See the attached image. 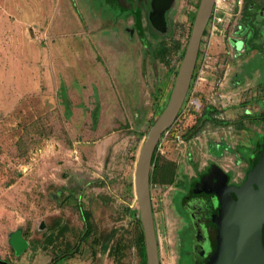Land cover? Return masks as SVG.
Wrapping results in <instances>:
<instances>
[{
  "label": "rangeland",
  "instance_id": "obj_1",
  "mask_svg": "<svg viewBox=\"0 0 264 264\" xmlns=\"http://www.w3.org/2000/svg\"><path fill=\"white\" fill-rule=\"evenodd\" d=\"M136 1L0 0L2 260L141 264L133 243L136 154L168 101L199 0H173L157 16L151 0L140 13ZM240 15L233 48L206 32L188 94L154 154L178 159L183 189L213 167L232 186L243 184L264 137V41L255 35L244 44ZM205 108L213 122H199ZM175 134L187 143L181 152ZM155 184L161 264H197L202 231L184 211L181 188ZM16 230L28 241L18 256L10 244Z\"/></svg>",
  "mask_w": 264,
  "mask_h": 264
},
{
  "label": "water",
  "instance_id": "obj_2",
  "mask_svg": "<svg viewBox=\"0 0 264 264\" xmlns=\"http://www.w3.org/2000/svg\"><path fill=\"white\" fill-rule=\"evenodd\" d=\"M213 2L199 0L168 101L136 154L133 190L143 231L146 264H161L150 187L156 145L162 132L174 123L189 91L201 37L210 18ZM213 168L220 173L216 175L211 169L213 174L209 180L218 200L217 213L213 216L217 242L206 264H264V142L255 164L248 172L247 180L240 187L227 186L226 175L220 168ZM10 235V244L18 255L26 249L27 241L21 236L20 230Z\"/></svg>",
  "mask_w": 264,
  "mask_h": 264
},
{
  "label": "flooded vegetation",
  "instance_id": "obj_3",
  "mask_svg": "<svg viewBox=\"0 0 264 264\" xmlns=\"http://www.w3.org/2000/svg\"><path fill=\"white\" fill-rule=\"evenodd\" d=\"M261 1L260 6L253 7V9L249 12V18L245 25H242L238 31L240 35H245V42L244 44L248 47V44L250 40L254 39L255 35L257 34V31L259 32L260 37L264 41V0H258ZM125 2V0H124ZM136 8L137 12L140 13L141 9L143 8L144 0H137L136 1ZM157 3L160 5L166 3L168 6H171L173 4V0H171V3L169 4V0H158ZM150 5L152 4L149 3ZM152 6V5H151ZM167 6V9L169 8ZM156 11L154 14L157 16V14H160L162 12V8H155ZM166 10V8H164ZM150 19V15L148 16ZM151 24L157 23L159 24V21H156V17L153 16V21L150 19ZM259 28V30H257ZM191 30V29H190ZM207 32V26L202 34L200 45L203 43L204 36ZM190 34V33H189ZM254 36V37H253ZM200 48V47H199ZM199 52V51H198ZM207 173L202 175L201 179L197 183H193L192 187H187L185 189L181 188V184H176L178 187L181 188V197L183 199L181 200L182 206L184 208L185 213L188 214L191 221H193V225L195 226V230L198 233L197 235H200L199 226L201 228V236H202V242L199 244L200 249L198 252V261L197 264H206L208 257L211 255V253L216 248V235H217V229L216 226L212 223V214L213 208L215 206H218V200L216 194L211 190L210 187V181L207 179ZM213 173L215 170L212 171ZM212 173V174H213ZM214 174H220L218 171H216ZM228 177V175H227ZM227 186L233 185L231 181L229 180L226 182ZM239 186V185H235ZM188 189V190H187ZM233 196V195H232ZM234 197V196H233ZM0 260H2L0 258ZM3 261V260H2Z\"/></svg>",
  "mask_w": 264,
  "mask_h": 264
},
{
  "label": "trees",
  "instance_id": "obj_4",
  "mask_svg": "<svg viewBox=\"0 0 264 264\" xmlns=\"http://www.w3.org/2000/svg\"><path fill=\"white\" fill-rule=\"evenodd\" d=\"M257 1L258 0H244L243 18H242L243 25H245L247 23V21H248V18H249V12L248 11H251L253 9V7L260 6V3L258 4ZM251 2H253V3L251 5V7H250L249 4ZM257 34L259 35L258 31H257ZM160 53H161V50H160ZM210 111L211 110L205 108L204 111H203V115L201 116V118H203V119H199V122L202 121V120L203 121L204 120H207V121L209 120V121L213 122V118L210 116V113H211ZM197 129H199V125L198 124L193 125L190 129H188L186 137H188L190 134H192ZM263 142H264V137H261V138H259L257 140L255 148L253 150V154L250 157L248 171H250L252 169L253 165L255 164V162H256V160L258 158L259 152L261 151ZM153 159H154V162H153V167H152L151 176H150V183H158V184H162V185H170V184H173V183H176V184H181L182 183L181 181L179 182V181L175 180V177H176V174H177V165H176V163L174 161H172L170 159H165L163 157H158V156H155V158L153 157ZM212 169L214 170L215 168H212ZM211 176H212V173L209 172V174L207 176V179L210 180ZM227 181H228V177L226 176L225 182H227ZM226 185H227V183H226ZM241 185H239V186H232L231 185L230 187H240ZM133 191H132V183H130L129 184V194L132 195V196H133ZM232 195L234 196V198L236 197L233 192H232ZM217 208H218V206H215L213 208V213L214 214L217 213ZM214 214H212V223H213ZM136 223H137V227H136V230H135V233H134L133 243H134V245L137 248V252H138V255L140 257L141 264H146L144 237H143V231H142V228H141V222H140V219H139L137 208H136ZM213 225L216 226L214 223H213ZM262 232H263V244H264V225L262 227ZM20 233H21V236L24 238V236H23L21 231H20ZM111 236H112V234L107 235L104 238V240L102 241L101 248L103 250H105L109 246V240H110ZM27 246H28V241H27ZM12 249H13V247H12ZM13 252L16 255L14 249H13ZM20 254H18V255H20ZM18 255H16V256H18ZM3 261L6 264H11L9 261H5V260H3Z\"/></svg>",
  "mask_w": 264,
  "mask_h": 264
},
{
  "label": "built area",
  "instance_id": "obj_5",
  "mask_svg": "<svg viewBox=\"0 0 264 264\" xmlns=\"http://www.w3.org/2000/svg\"><path fill=\"white\" fill-rule=\"evenodd\" d=\"M242 5L243 0H214L211 15L207 23V31L209 33V38L216 39L217 37H219L221 44L222 37L220 35L222 34V32L229 30L228 32L231 33L232 28L237 27ZM217 94V91H211L210 98H213V96H217ZM219 96H222V94H219ZM171 126L162 132L159 141L156 145L155 151L157 149H160L162 145H164V143L166 144ZM172 141L175 143V148H177L180 152L185 149L187 144L185 139L180 134H175ZM173 161L175 163L179 162L178 159H173ZM151 185H153V183H151ZM154 185L156 184L154 183Z\"/></svg>",
  "mask_w": 264,
  "mask_h": 264
},
{
  "label": "crops",
  "instance_id": "obj_6",
  "mask_svg": "<svg viewBox=\"0 0 264 264\" xmlns=\"http://www.w3.org/2000/svg\"><path fill=\"white\" fill-rule=\"evenodd\" d=\"M157 1L158 0H152V8H154V6H156V8L158 9L159 7L160 8H162V9H164V8H167V6H168V4H166V3H164L163 4V7H162V5L160 4H158L157 3ZM258 2V4L259 3H261L262 4V2L261 1H257ZM252 3L253 2H251L249 5H250V7H251V5H252ZM255 3V2H254ZM243 5H244V0H243ZM243 5H242V9H243ZM242 9H241V11H242ZM251 9V8H250ZM249 9V10H250ZM154 12L156 11V9L154 8V10H153ZM248 12H250V11H248ZM153 14V13H152ZM150 19L153 21V18H151L150 17ZM239 22L241 21V15H240V18H239V20H238ZM239 22H238V24H239ZM231 29V28H230ZM235 29H236V27H233L232 28V32L230 33V32H228L227 30L226 31H224V32H222V34L220 35L221 37H222V43L220 44V46H224L223 45V42H225V41H228V43H231V46H232V48H233V44L235 43V41H236V38H235V36H234V32H235ZM257 30H259V28H257ZM237 34V33H236ZM235 45V44H234ZM230 48V47H229ZM14 232V231H13Z\"/></svg>",
  "mask_w": 264,
  "mask_h": 264
}]
</instances>
